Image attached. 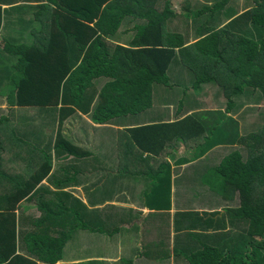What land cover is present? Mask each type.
<instances>
[{
  "label": "trees",
  "instance_id": "obj_1",
  "mask_svg": "<svg viewBox=\"0 0 264 264\" xmlns=\"http://www.w3.org/2000/svg\"><path fill=\"white\" fill-rule=\"evenodd\" d=\"M6 1L11 0H0V26L1 5H6ZM37 1L42 3L39 9L46 12L43 32L31 47H19V59L15 64L17 73L11 78L16 89V95L9 96L11 105L15 102L19 106L50 107L51 113H56L53 108L59 106L60 124L76 109L83 115H90L95 123H102L150 110L153 107V85H167L168 69L184 66L196 78L194 89L203 83L216 84L229 110L234 108L231 99L244 88L252 92L257 90L264 96V0H244L242 8L235 0H211L201 9L196 0H182L178 3L179 14L172 12L166 0ZM215 13L214 19L212 15ZM178 16L179 22L183 19L179 26L181 32L176 27H169ZM129 17L137 22L135 35L128 46H120L112 38ZM192 30L197 40L189 44ZM101 77L109 81L101 86L97 103L90 111L96 94L92 82ZM181 103L174 104L179 108ZM262 122V127L241 138V148L223 158L215 169L222 180L223 197L233 200L236 196L237 207L227 208L226 216L220 218L216 213L200 216L178 212L174 215L176 223L187 219L188 227L194 226L200 232H205L209 225L222 233L227 228L234 230L236 239L239 238L236 249L224 251L227 244L223 242L222 245L220 241L217 247L195 248L176 236L170 251L165 245H162L161 252L149 251L147 247L144 250L143 247L137 251V257L143 258L147 264L167 259L183 264H230L233 256L243 253L244 264H264V118ZM192 123L193 120L188 118L182 124L144 125L120 131V134L126 138L132 134L138 151L144 152L149 144L145 152L154 159L163 158L164 153L155 150L154 146L162 147L168 136L183 142L198 141V138L205 141L206 137L208 144L202 143L204 146L201 151L196 150L195 157L204 156L214 145L227 140L228 135L221 129L215 128L206 135L202 129L200 133L194 132ZM219 134L222 135L220 141L212 144ZM19 149L15 145L12 151L17 153ZM53 149L76 153V148L63 140L55 141ZM25 162L29 168L26 171L30 172L27 178L26 174L6 175L0 171V201L6 203L3 206L0 202V264H34L15 254L18 248L21 249V238L18 237L14 210L24 199L37 200L40 212L39 217L29 224L26 247L42 264H56L61 260L72 233L69 225L78 221L69 200L75 201L78 207L82 205L61 189L53 192L37 188L51 170L50 156L45 154L40 160L30 157ZM166 166L169 168L168 164ZM167 167L161 164L154 171L152 184L157 185L160 179L159 186L169 196L171 174L169 170L163 174ZM32 169H35L34 173ZM158 189L156 187V193ZM250 218L262 230L256 237L258 240L253 238L246 245L242 238L246 236ZM190 232L196 231L192 229ZM183 236L196 238L197 233ZM81 264L105 263L91 261ZM112 264L132 263L120 259Z\"/></svg>",
  "mask_w": 264,
  "mask_h": 264
},
{
  "label": "crops",
  "instance_id": "obj_2",
  "mask_svg": "<svg viewBox=\"0 0 264 264\" xmlns=\"http://www.w3.org/2000/svg\"><path fill=\"white\" fill-rule=\"evenodd\" d=\"M197 1L200 9L210 2ZM5 4L1 5L3 13L0 26V128H2L0 171L6 175L26 174L27 178L30 172L26 171L29 168H26L25 160L30 157L40 160L46 154L51 158V170L37 188L53 192L58 188L81 202L82 206L78 207L75 201L69 200L78 215V221L69 225L72 233L64 247L61 260L56 264H81L91 261L106 263L105 260L96 257L105 255L104 250L107 247L113 251L112 255H118L117 260H130L132 264H147L144 259L137 257L141 245L155 252H161L164 239L168 240L166 246L170 250L176 236L184 239V243L191 242L195 248L206 245L217 247L220 241L222 245L223 242L227 244L224 251H234L237 246L236 241L239 242L234 230L229 231L227 228L222 233L209 225L205 232H200V229L194 226L189 228L187 219H181L176 223L174 215L178 212L197 213L200 216L203 213H216L220 218L226 216L227 208L237 207L236 196L233 200L223 197L222 180L217 176L215 169L223 158L241 148L240 139L246 134L240 123L237 124L236 119L242 121V118H245L246 108L243 109L244 106L241 107L239 102L234 103V101H232L234 108L231 110L224 101L222 111L210 108L207 103L202 104L198 100L201 96V88L209 87L208 85L211 84L217 89L218 87L214 83H203L194 89L196 78L192 72H184V75L193 79H184L180 76L181 73L176 74L179 69H183L182 67L168 69L167 85H153V107L150 110L136 115L115 117L102 123H95L90 115H83L76 109L75 113L60 124L59 106L53 108V111L57 110L56 113H51L50 107L19 106L15 102L11 105L9 96L16 95L11 78L17 73L15 64L19 59L20 48L31 47L42 34L46 12L44 9H39L42 3L37 0H11L6 1ZM172 12L179 14L181 10ZM136 23L130 17L125 19L112 40L120 46H128L135 35ZM194 26L197 27V24ZM192 37L193 40L189 35V44L197 40ZM107 81L109 79L104 77L93 80L96 94L90 111L97 103V94L101 86ZM241 94L244 93H238ZM215 99L216 95L213 96L214 101ZM178 101L183 102L182 107L175 106L174 103ZM204 105L205 111L202 112L200 108ZM188 118L195 123H192L195 125L194 132L200 133L202 129L208 135L210 131L218 128L228 135L227 140L223 144L214 145L204 156L195 157L196 150L208 144L206 137L205 141L198 138V141L183 142L168 136L162 147L156 144L154 146L155 150L164 153L163 158L154 159L145 152L149 144L144 152L138 151V144L132 139V134H128L127 138L120 134V131L133 130L144 125L182 124ZM236 125L237 133L234 132ZM221 138L222 135L219 134L211 143L219 142ZM62 140L75 147L76 153L54 151L53 143ZM15 145L20 148L17 153L12 151ZM161 164L163 167H167L166 164L169 166L163 171L165 174L169 170L171 174L169 196H166V192L159 186L160 179L157 181L158 186L152 184L154 179L152 175ZM34 171L35 169L31 170L33 173ZM156 187L159 188L157 193ZM0 202L3 206L6 205L4 201ZM14 214L18 237L21 238V249L18 248L15 254L34 264H42L37 260L36 254L30 253L27 249L26 243L29 241L25 237L30 229L29 224L40 215L37 210V200L24 199L18 202ZM163 223L167 224L163 227ZM95 226L96 228H93ZM192 229L196 232H190ZM261 230L255 220L250 218L242 243L249 245L250 240L258 237ZM164 233L167 235L164 236ZM185 233L191 235L197 233V237L185 238L183 236ZM160 238L161 242L158 241ZM77 250L83 251L76 254ZM122 250L125 255H121ZM129 253L133 258L126 255ZM91 256L92 258L87 261V257ZM170 260V263L165 260L155 264H183L178 260L177 262ZM244 263L243 253L230 259V264Z\"/></svg>",
  "mask_w": 264,
  "mask_h": 264
},
{
  "label": "rangeland",
  "instance_id": "obj_3",
  "mask_svg": "<svg viewBox=\"0 0 264 264\" xmlns=\"http://www.w3.org/2000/svg\"><path fill=\"white\" fill-rule=\"evenodd\" d=\"M166 1L168 2V4L171 7L172 11H178L179 10L178 9V3L181 2L182 0H166ZM183 1H189L190 2L191 0H183ZM209 1H211V0H209ZM235 2H236V5H239V4L240 5H242V4L244 5L245 4L244 0H235ZM243 5L241 6V8L243 7ZM217 15H218V12H217ZM201 16L203 17L204 15H201ZM212 17H214V19H215L216 18V13L213 14ZM181 22H183V19H181L180 22H179V16H178L174 20L171 21V24L169 25V27L171 29H172V27L178 28L180 26ZM191 29H193V27H190V30ZM178 31L181 32L182 30L179 29ZM189 35H190V39L193 40L192 39L193 38L192 37L193 36V30L189 32ZM184 72L185 73H189L191 71L189 70V68L187 66H184V68L183 69H179L176 74L181 73L180 76L184 77V79H187V78L188 79H193L191 76L185 77V75H184L185 73ZM176 77L178 78L179 76H176ZM235 83H237V82H235ZM208 86L209 87L203 86L201 88V96H200V98L198 100L202 104H206V103L209 104V107L212 108V109L216 108V109H220L222 111L224 109V104H225L226 100L223 97L221 98V90L219 89V87L217 89L212 84L208 85ZM215 89H217V91H215ZM250 92H251L250 89L244 88L242 90V92H241V93H244V94L238 95V96H236V98H232L231 99V101H234V103L239 102V105L241 107L244 106L243 109L246 108L244 110L245 118H242V121L239 120V119H236L237 124L240 123V125H241L240 127H243L245 129V134L255 133L258 128L262 127V124H263L262 119L264 118V96L259 95L257 90H255L254 93H251V94H250ZM189 93H191V92H189ZM214 95H216L215 101L213 100V96ZM236 99H238V100H236ZM255 99H257V100H255ZM200 110L202 112H204L205 111V105L203 107H201ZM234 132L235 133L238 132V126L237 125H236V127L234 129ZM151 217H155V216H151ZM163 224H164L163 225V227H164L165 224H167V223H163ZM166 235H167V233H164V236H166ZM158 241L161 242L162 239L160 238ZM167 242H168V240H164L163 239V244L165 246H166ZM90 243H91V241H90ZM189 243L191 244V242H189ZM143 247L144 246L141 245V249H143ZM167 248H169V247H167ZM129 249L135 250L136 248H133V247L130 248L129 247ZM147 249L149 251L152 250V249H149V248H147ZM144 250H145V247H144ZM81 251H83V250H77V251H75V253L79 254ZM104 251H106L105 255H100L101 257L98 256L96 258H99L100 260L101 259L105 260L106 261L105 264H112V263H114L117 260L118 255H112L111 253H113V251L109 247H107ZM121 255H125V252L123 250H122V254ZM126 255L130 256V253L126 254ZM166 255L170 256L168 253ZM92 256H94V255H92ZM92 256L91 257H87V261L90 260V258H92ZM131 258H133V256ZM169 260L170 259H167L168 262H169Z\"/></svg>",
  "mask_w": 264,
  "mask_h": 264
}]
</instances>
